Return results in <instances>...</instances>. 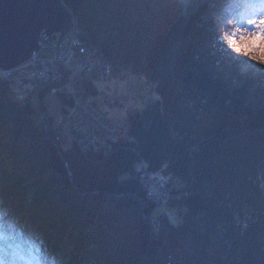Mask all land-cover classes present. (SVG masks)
<instances>
[{
    "label": "trees",
    "instance_id": "16d2710c",
    "mask_svg": "<svg viewBox=\"0 0 264 264\" xmlns=\"http://www.w3.org/2000/svg\"><path fill=\"white\" fill-rule=\"evenodd\" d=\"M62 1L114 72L153 69L159 99L128 112L135 141L107 155L59 145L73 186L27 103L0 77V201L62 264H167V247L182 241L200 264H264V82L221 69L194 4L182 14L168 0ZM139 156L152 170L166 163L183 183L167 204L177 224L159 213L158 239L137 203L146 199L133 172ZM106 193L120 194L109 208Z\"/></svg>",
    "mask_w": 264,
    "mask_h": 264
},
{
    "label": "built area",
    "instance_id": "2783aa9c",
    "mask_svg": "<svg viewBox=\"0 0 264 264\" xmlns=\"http://www.w3.org/2000/svg\"><path fill=\"white\" fill-rule=\"evenodd\" d=\"M57 41V38L48 42L43 39L39 50L27 60L10 69L0 68V77L8 81L10 95L23 98L28 91L35 94L42 86H51L52 92L66 91L72 102L59 116V122L65 124L82 152L107 155L120 141L134 142L124 116L125 111L131 110L127 106L130 95L105 93L106 101L124 109L120 121L113 122L86 92L88 81L107 83L112 74L111 62L81 37L78 27L62 36L56 47ZM164 167L152 170L142 156L133 166L146 199L160 206L169 201L180 182L172 172H165Z\"/></svg>",
    "mask_w": 264,
    "mask_h": 264
},
{
    "label": "clouds",
    "instance_id": "9594fccd",
    "mask_svg": "<svg viewBox=\"0 0 264 264\" xmlns=\"http://www.w3.org/2000/svg\"><path fill=\"white\" fill-rule=\"evenodd\" d=\"M220 60L264 76V0H194ZM159 99V97H156ZM0 264H62L41 233L0 201Z\"/></svg>",
    "mask_w": 264,
    "mask_h": 264
},
{
    "label": "rangeland",
    "instance_id": "374dc122",
    "mask_svg": "<svg viewBox=\"0 0 264 264\" xmlns=\"http://www.w3.org/2000/svg\"><path fill=\"white\" fill-rule=\"evenodd\" d=\"M168 1L178 6L182 14L186 13V11L189 10V8H191L193 4H194V7L196 6L194 0H168ZM76 27L80 29V27L75 22L74 28ZM114 32L115 30L112 29L111 33H114ZM97 34L99 36H102L101 31H97ZM55 38H57L58 40V35L55 36ZM43 39L44 38L41 36L38 43L40 44V42ZM88 44H91V43L88 42ZM93 46L96 48V50H99L95 45ZM215 56L217 57L219 64L223 63L221 65L223 66V68L221 67V69H223L224 71L225 70L231 71V72L234 71L237 74L242 75V76L244 75L250 76L253 79L254 83H260L262 81L264 82V76L255 75L250 72L246 74H241V72L235 66L230 67L227 64H225L223 61L220 60L219 56L216 53H215ZM109 61L112 64V74L109 80L107 81V83H102L95 79L92 81H88V83H86L87 84L86 92H87L88 98L92 99L100 107V109L103 110L107 114V116L111 119V121L119 122L121 117L124 114H125L124 116L128 120V117H127L128 112H130L133 109L140 110L143 108V106L146 104L148 100L156 98V93L152 89H150V86L154 84V76H153L154 72H153V69H151L148 72V74H143L138 71L131 70L125 67H120L117 71L114 72L113 63L111 60ZM47 87H48V90L43 95L44 109L40 110L38 107L39 92L42 89L47 88ZM50 87L51 86H42L39 88V90L35 94H33V91H28L23 98H15L11 96L10 93H9V96L17 100L25 101L27 103V107H28L27 114L34 119L39 129L42 130V132L45 134L46 139L50 145V148L53 151V162L57 166H62L60 157L57 153L56 146L59 147L60 145L61 147L66 148L71 144L73 140L65 124H62L59 122V116H61L62 112L69 107V105L72 102V99L69 96L67 97V95L69 94L66 91L61 90V91L52 92L50 91ZM59 92H62L65 99L69 101L65 105V108H61V104H60L61 102L57 96V93ZM105 93H114L115 95L124 93L125 95H128V96L130 95L127 100V106L130 107L131 110L125 111V113L123 114L124 109L122 107L117 105L115 102L111 103L104 99ZM48 127H50L54 133L53 138H51L49 134H47ZM129 129H130V125H129ZM162 165L165 166L164 171L165 172L168 171L166 169V163H163ZM177 184H178L179 189H181L183 185L181 180ZM260 187H261V193L264 196V181H261ZM105 195H106V198L104 200L103 205L106 208L113 206L116 199L119 197L118 194H105ZM139 203H140V209L142 213L146 216L149 227L154 232L159 225V221L157 220L158 218L156 216L161 212H164L167 218L169 219L172 218L174 219L173 221L176 220V222L170 221L171 223L177 224V218L175 216V213L167 207L168 202L160 206L157 204H153L148 199H145V200H140ZM243 213H244L243 217H246V218L249 217L247 211L244 210ZM235 220L236 221L241 220V222L243 221L242 219H240V217L237 214L235 215ZM215 229H216V233H219L220 228L217 226ZM167 251H168L169 256L172 257L174 264H200L194 259L193 254L191 252V248L189 247L188 241H182L178 249L170 250L167 247ZM168 260H169V257H168Z\"/></svg>",
    "mask_w": 264,
    "mask_h": 264
},
{
    "label": "water",
    "instance_id": "95a60500",
    "mask_svg": "<svg viewBox=\"0 0 264 264\" xmlns=\"http://www.w3.org/2000/svg\"><path fill=\"white\" fill-rule=\"evenodd\" d=\"M74 24L73 15L62 0H0V68L10 69L27 60L39 49L41 36L48 42L58 33L60 41L62 36L73 30ZM56 149L74 186L66 160L58 146ZM137 203L140 208L139 200ZM141 215L147 221L142 211ZM150 232L159 238L151 228ZM167 264H174L171 256Z\"/></svg>",
    "mask_w": 264,
    "mask_h": 264
},
{
    "label": "bare ground",
    "instance_id": "6f19581e",
    "mask_svg": "<svg viewBox=\"0 0 264 264\" xmlns=\"http://www.w3.org/2000/svg\"><path fill=\"white\" fill-rule=\"evenodd\" d=\"M170 219H171V220H170ZM170 219L168 218V220H169V221H171V222H176V220H175V221H173L174 219H172V218H170Z\"/></svg>",
    "mask_w": 264,
    "mask_h": 264
}]
</instances>
